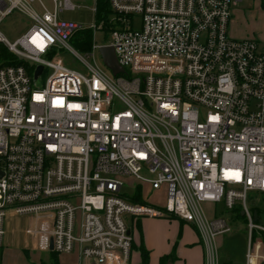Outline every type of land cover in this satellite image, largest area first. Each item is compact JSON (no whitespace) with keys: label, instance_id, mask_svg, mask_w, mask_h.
Wrapping results in <instances>:
<instances>
[{"label":"built area","instance_id":"2783aa9c","mask_svg":"<svg viewBox=\"0 0 264 264\" xmlns=\"http://www.w3.org/2000/svg\"><path fill=\"white\" fill-rule=\"evenodd\" d=\"M46 1L0 0V23L14 11L31 22L14 42L0 32V248L8 220L25 217L33 250L129 264L135 223L174 217L219 264L216 239L232 218L202 207L237 215L240 205L244 264H264V226L247 206L250 192L264 195V38L227 35L244 0H107L106 18L88 27L60 17L85 0ZM82 31L84 56L69 44ZM103 46L122 73L101 56L88 63ZM136 187L143 203L130 200ZM157 192L161 204L143 197Z\"/></svg>","mask_w":264,"mask_h":264},{"label":"rangeland","instance_id":"374dc122","mask_svg":"<svg viewBox=\"0 0 264 264\" xmlns=\"http://www.w3.org/2000/svg\"><path fill=\"white\" fill-rule=\"evenodd\" d=\"M262 0H244L237 6L231 9V18L227 28V35L235 39H245L249 37H257L260 39L264 38V7L261 6ZM45 6H50L46 0H43ZM82 6L73 11H64L61 13L60 17L64 19H71L81 24L82 26L88 27L93 26L96 22V17L93 12V1L85 0L80 3ZM31 22L29 18L14 11L11 15L6 17L0 23L1 34L9 41L14 42L19 38L30 26ZM76 38L71 40L70 46L79 55L84 56L85 52L79 51L76 45ZM93 39L97 44H102L105 41V34L101 31H97L93 35ZM59 57L63 62L71 68L81 70L83 64L78 59V57L68 50H62L58 52ZM90 64H100L101 59L99 52L96 51L93 57L86 58ZM48 70H45L44 74L38 79L37 83H41L44 80ZM126 190H129L126 187ZM143 197L147 202H152L156 204L163 203L161 193L145 194ZM247 206L251 214L252 220L255 224L264 226V195L259 193L250 192L247 196ZM202 209L207 212V214H214L232 218L231 232L219 236L216 239V248L218 252L219 264H244L245 263V253L247 245V232H246V218L244 216L238 215L240 213V205L236 206L237 215L226 209L222 204H217L212 207L208 204L203 205ZM145 219V218H143ZM144 220L142 226V233L147 237L149 234L157 237H165L168 235H175L176 241L182 240L189 241L192 244L188 245L186 248L188 251V264H208V255L205 247L200 248V242L198 239V234L192 228L180 229L178 219L172 217V219L177 223H168L165 218H154L155 220ZM26 218H10L7 222V239L5 245L0 248V259L2 264H22V261L18 258V253L22 249L31 251L32 244L30 239L24 234V229L26 228ZM163 222V223H162ZM169 225V226H168ZM182 225V224H181ZM137 226L135 223L133 232ZM255 238L258 236L255 234ZM177 238V239H176ZM172 240V239H170ZM172 242V241H171ZM174 242L171 246L174 247ZM161 246L163 244L161 243ZM173 247L171 248V254H173ZM36 251H34L35 253ZM31 253V252H29ZM47 251H41L40 255L43 260L48 259ZM175 253V252H174ZM25 254V253H24ZM26 257V262L31 264L34 262L35 254L31 253V256ZM0 260V261H1Z\"/></svg>","mask_w":264,"mask_h":264},{"label":"crops","instance_id":"0c3cea01","mask_svg":"<svg viewBox=\"0 0 264 264\" xmlns=\"http://www.w3.org/2000/svg\"><path fill=\"white\" fill-rule=\"evenodd\" d=\"M148 218H141L137 221V226L135 228V231L133 232V229L130 230L133 242H132V250H131V255H130V262L129 264H141L142 263V258H141V250H144L148 253V264H159V260L161 257L165 255L171 254V246L172 242H174V247H173V258L169 259L162 264H188L187 259H188V251L189 249L186 248L191 242L185 240H182V237L179 241L174 240L175 235H168V236H153L152 234H149L147 237L142 233V226H143V221L147 220ZM155 220L154 218H151L149 220ZM168 223H177L173 219H168ZM179 223H177L180 226V229L183 228H192L195 230L194 226L188 223H185L182 220H179ZM163 223V222H162ZM182 224V225H181ZM169 226V225H168ZM196 231V230H195ZM197 233V231H196ZM7 239V233L4 237V243L5 245ZM172 239V240H170ZM177 239V238H176ZM199 239V236H198ZM172 241V242H171ZM200 248H203V244L200 241ZM161 243L163 246H161ZM34 251L31 249V251L26 250V249H21L20 252L17 254L18 258L22 261V264H28L26 262V257L31 256L32 254H35V259L34 262L31 264H51V257H50V252L48 253V259L43 260V258L40 255L39 251ZM31 252V253H29ZM175 252V253H174ZM25 253V254H24ZM1 260V259H0ZM56 262L57 264H93L92 261H89L87 259L79 257L76 253H63V254H57L56 255ZM0 264H2V260L0 261Z\"/></svg>","mask_w":264,"mask_h":264},{"label":"trees","instance_id":"16d2710c","mask_svg":"<svg viewBox=\"0 0 264 264\" xmlns=\"http://www.w3.org/2000/svg\"><path fill=\"white\" fill-rule=\"evenodd\" d=\"M262 7H264V0H262V2L260 3ZM97 8H98V13L96 15V18L98 20L100 19H105L106 15L108 14V4H107V0H98L97 2ZM80 36L84 37V40L81 43H76L77 47L79 50L81 51H86L88 49H90V45H91V32L90 31H82L79 32ZM79 37V36H78ZM2 56H6V53L4 50H2ZM2 57V59H3ZM130 200L132 202L135 203H143V201L141 200L140 197V188L136 187L135 191H134V195L133 197L130 198ZM168 219H172V217L168 218ZM167 219V220H168ZM56 253L54 252H50V257H51V264H57L56 262ZM141 258H142V263L141 264H148V253L144 250H141ZM173 255L169 254V255H165L163 257L160 258L159 260V264H162L163 262L172 259Z\"/></svg>","mask_w":264,"mask_h":264},{"label":"water","instance_id":"95a60500","mask_svg":"<svg viewBox=\"0 0 264 264\" xmlns=\"http://www.w3.org/2000/svg\"><path fill=\"white\" fill-rule=\"evenodd\" d=\"M99 54L101 56L103 64L116 75L123 72V68L118 64L113 48L109 46H103L99 48ZM42 71V66H38L35 70L34 77L36 78ZM52 249V245H50Z\"/></svg>","mask_w":264,"mask_h":264}]
</instances>
